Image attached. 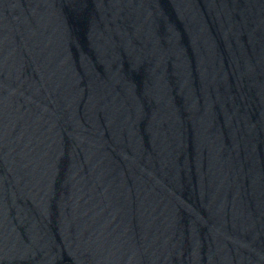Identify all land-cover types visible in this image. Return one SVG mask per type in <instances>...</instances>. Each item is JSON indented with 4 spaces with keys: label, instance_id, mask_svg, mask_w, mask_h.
Here are the masks:
<instances>
[{
    "label": "water",
    "instance_id": "1",
    "mask_svg": "<svg viewBox=\"0 0 264 264\" xmlns=\"http://www.w3.org/2000/svg\"><path fill=\"white\" fill-rule=\"evenodd\" d=\"M0 264H264V0H0Z\"/></svg>",
    "mask_w": 264,
    "mask_h": 264
}]
</instances>
